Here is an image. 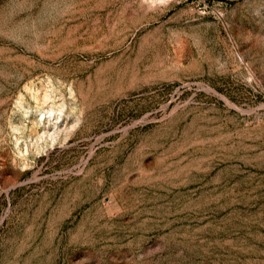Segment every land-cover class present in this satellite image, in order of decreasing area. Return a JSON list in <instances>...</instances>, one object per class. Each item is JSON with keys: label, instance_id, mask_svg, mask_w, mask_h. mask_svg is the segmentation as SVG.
I'll use <instances>...</instances> for the list:
<instances>
[{"label": "rangeland", "instance_id": "obj_1", "mask_svg": "<svg viewBox=\"0 0 264 264\" xmlns=\"http://www.w3.org/2000/svg\"><path fill=\"white\" fill-rule=\"evenodd\" d=\"M0 264H264V0H0Z\"/></svg>", "mask_w": 264, "mask_h": 264}, {"label": "clouds", "instance_id": "obj_2", "mask_svg": "<svg viewBox=\"0 0 264 264\" xmlns=\"http://www.w3.org/2000/svg\"><path fill=\"white\" fill-rule=\"evenodd\" d=\"M143 2L152 8L164 4L165 0H143Z\"/></svg>", "mask_w": 264, "mask_h": 264}]
</instances>
